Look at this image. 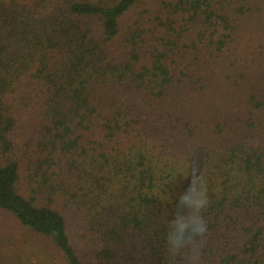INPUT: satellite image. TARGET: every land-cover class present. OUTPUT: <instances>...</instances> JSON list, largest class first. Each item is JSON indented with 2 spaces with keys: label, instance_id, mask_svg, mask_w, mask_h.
Here are the masks:
<instances>
[{
  "label": "trees",
  "instance_id": "obj_1",
  "mask_svg": "<svg viewBox=\"0 0 264 264\" xmlns=\"http://www.w3.org/2000/svg\"><path fill=\"white\" fill-rule=\"evenodd\" d=\"M0 217L57 264H264V0H0Z\"/></svg>",
  "mask_w": 264,
  "mask_h": 264
},
{
  "label": "clouds",
  "instance_id": "obj_2",
  "mask_svg": "<svg viewBox=\"0 0 264 264\" xmlns=\"http://www.w3.org/2000/svg\"><path fill=\"white\" fill-rule=\"evenodd\" d=\"M181 202L191 209V213L188 217L180 219L168 234L167 243L171 249L182 248L189 238L201 236L206 231V224L200 213L208 203L207 190L202 189L193 196L185 195Z\"/></svg>",
  "mask_w": 264,
  "mask_h": 264
},
{
  "label": "rangeland",
  "instance_id": "obj_3",
  "mask_svg": "<svg viewBox=\"0 0 264 264\" xmlns=\"http://www.w3.org/2000/svg\"><path fill=\"white\" fill-rule=\"evenodd\" d=\"M40 246L44 249L42 253L38 250ZM14 247H19L17 251V254L20 252L17 256L18 258L21 256L24 258L25 254H30L29 257L25 258L30 264H45L46 262L49 264H57L54 260L53 262H49L47 259L39 258L41 254L44 256L47 253L46 245L43 243H34L33 240L29 242V238L19 233L8 221L0 217V259L5 257L4 253L7 257L8 252L11 249H15Z\"/></svg>",
  "mask_w": 264,
  "mask_h": 264
}]
</instances>
